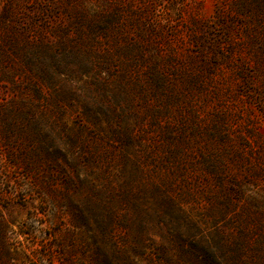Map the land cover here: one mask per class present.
<instances>
[{
	"label": "rangeland",
	"instance_id": "obj_1",
	"mask_svg": "<svg viewBox=\"0 0 264 264\" xmlns=\"http://www.w3.org/2000/svg\"><path fill=\"white\" fill-rule=\"evenodd\" d=\"M99 106L180 232L264 261V0H0V264H87L108 217L145 219L117 195L133 170L81 130L109 129L83 119Z\"/></svg>",
	"mask_w": 264,
	"mask_h": 264
},
{
	"label": "trees",
	"instance_id": "obj_2",
	"mask_svg": "<svg viewBox=\"0 0 264 264\" xmlns=\"http://www.w3.org/2000/svg\"><path fill=\"white\" fill-rule=\"evenodd\" d=\"M55 52L50 51L53 59L57 60ZM59 73L58 71L55 77L60 76ZM91 78L94 83L96 82L97 87H102L99 84L101 80H99L98 73ZM93 111L104 115L110 125L109 129L100 135L99 133H103L102 128L96 130L83 123L80 126L81 130L83 129L89 138L100 142L102 152L99 155L102 158H107L106 162L111 163L116 157L122 164L120 172L123 173L126 168L133 170L131 173L133 186L127 189L123 188L122 193L117 195L120 199H125L131 204V209L136 212V215L141 214L140 212L145 213V219L139 217L132 220L125 216L118 219L112 215L108 217V221L101 223L102 238H97V241L103 246L89 253L87 264H229V259L232 257H235L234 260L242 258L241 254L229 250L227 246L216 251L209 248L203 240H196V238L180 232L178 227L183 225L184 221L182 222L181 210L175 202L170 188L147 182L141 176L144 174L142 163L151 160L149 153L145 152L144 155L139 156V153L131 152L139 141L132 136L130 130H119L118 120L120 118L114 109L108 110L103 106L92 110L84 109L83 119L95 127L99 123L92 114ZM70 142L71 145L76 143L72 140ZM53 163L59 165L57 161H53ZM113 221H117V227L122 230L119 234L111 228ZM145 221L150 222L152 229L157 231L161 243L156 244L148 237L147 231L150 228ZM172 221H175V225H172ZM169 225L173 226V230ZM162 226L169 227L164 230ZM223 244L227 245V242L225 241ZM250 264H264V261Z\"/></svg>",
	"mask_w": 264,
	"mask_h": 264
}]
</instances>
